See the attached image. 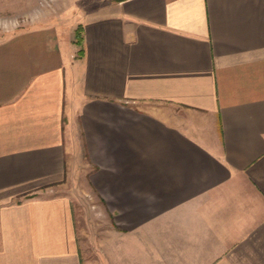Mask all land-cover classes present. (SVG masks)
<instances>
[{
    "label": "crops",
    "instance_id": "0c3cea01",
    "mask_svg": "<svg viewBox=\"0 0 264 264\" xmlns=\"http://www.w3.org/2000/svg\"><path fill=\"white\" fill-rule=\"evenodd\" d=\"M80 18L82 46L69 16L0 37V264H85L78 162L112 214L91 264H264V0Z\"/></svg>",
    "mask_w": 264,
    "mask_h": 264
},
{
    "label": "rangeland",
    "instance_id": "374dc122",
    "mask_svg": "<svg viewBox=\"0 0 264 264\" xmlns=\"http://www.w3.org/2000/svg\"><path fill=\"white\" fill-rule=\"evenodd\" d=\"M113 1L115 0H0V37L27 24L56 21L63 16H69V19L78 22L79 28L82 26L79 23L81 15ZM88 170L78 162V168L73 169V174L65 181V192L73 199L79 249L85 264H91L96 248L109 240V230L113 225L109 207L99 192L94 190Z\"/></svg>",
    "mask_w": 264,
    "mask_h": 264
},
{
    "label": "trees",
    "instance_id": "16d2710c",
    "mask_svg": "<svg viewBox=\"0 0 264 264\" xmlns=\"http://www.w3.org/2000/svg\"><path fill=\"white\" fill-rule=\"evenodd\" d=\"M83 26H80L79 28H77L76 31V38H77V43H79L80 45L83 44ZM83 54V49L81 48L79 51V55Z\"/></svg>",
    "mask_w": 264,
    "mask_h": 264
}]
</instances>
